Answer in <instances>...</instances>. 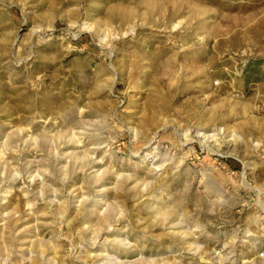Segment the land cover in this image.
<instances>
[{
	"label": "rangeland",
	"instance_id": "374dc122",
	"mask_svg": "<svg viewBox=\"0 0 264 264\" xmlns=\"http://www.w3.org/2000/svg\"><path fill=\"white\" fill-rule=\"evenodd\" d=\"M0 264H264V0H0Z\"/></svg>",
	"mask_w": 264,
	"mask_h": 264
}]
</instances>
